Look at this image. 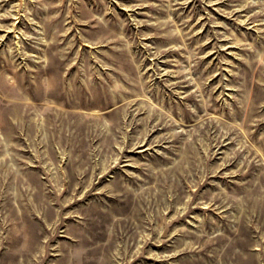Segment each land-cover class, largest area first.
<instances>
[{
	"label": "rangeland",
	"instance_id": "1",
	"mask_svg": "<svg viewBox=\"0 0 264 264\" xmlns=\"http://www.w3.org/2000/svg\"><path fill=\"white\" fill-rule=\"evenodd\" d=\"M0 264H264V0H0Z\"/></svg>",
	"mask_w": 264,
	"mask_h": 264
}]
</instances>
